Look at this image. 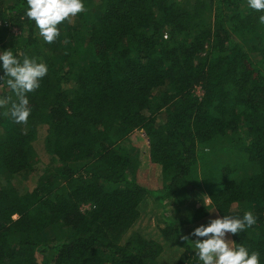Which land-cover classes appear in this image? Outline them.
<instances>
[{
	"label": "trees",
	"instance_id": "16d2710c",
	"mask_svg": "<svg viewBox=\"0 0 264 264\" xmlns=\"http://www.w3.org/2000/svg\"><path fill=\"white\" fill-rule=\"evenodd\" d=\"M82 2L48 44L27 0H0V52L48 67L27 124L0 115V264H158L160 240L128 237L149 196L186 211L160 227L181 249L175 264H196L184 224L245 211L256 224L227 240L264 264V13L247 0ZM40 126L52 162L28 190L18 175L35 169ZM135 131L161 166L160 190L135 179ZM200 195L208 209H192Z\"/></svg>",
	"mask_w": 264,
	"mask_h": 264
},
{
	"label": "clouds",
	"instance_id": "9594fccd",
	"mask_svg": "<svg viewBox=\"0 0 264 264\" xmlns=\"http://www.w3.org/2000/svg\"><path fill=\"white\" fill-rule=\"evenodd\" d=\"M247 4L252 10L264 13V0H247ZM27 6L26 18L35 22L39 35L48 44L54 43L60 35L58 25L71 22L77 14L87 10L82 0H27ZM259 22L264 25V14L259 16ZM0 67L4 73L0 81L6 83L11 92V95L0 96L3 110L0 115L10 116L16 124H27L31 114L28 93L40 88L48 67L23 52L14 54L12 50L0 52ZM203 204L208 209L211 198ZM256 222L257 217L245 211L242 216L224 215L211 220L207 226L196 227L189 234L198 238L193 242L196 264H260L257 251L225 239L226 234L239 235ZM189 236H181V239L188 241Z\"/></svg>",
	"mask_w": 264,
	"mask_h": 264
},
{
	"label": "rangeland",
	"instance_id": "374dc122",
	"mask_svg": "<svg viewBox=\"0 0 264 264\" xmlns=\"http://www.w3.org/2000/svg\"><path fill=\"white\" fill-rule=\"evenodd\" d=\"M75 17L72 18L71 22H68L69 24L75 23ZM12 35L14 36H20L23 35L22 32L18 28H13L11 30ZM19 40H22L19 39ZM196 96L200 97L202 95V90L200 87L195 88L194 90ZM0 93L3 92V89L0 88ZM46 126H40L38 128L37 133V139L33 143V147L36 153V160L37 163L35 165V169L32 172L24 171L21 172L18 175L19 181L22 183L23 188H27L28 190H31L41 174L42 170L46 166H50L52 159L51 157L45 152L44 147V138L46 136ZM132 147L135 150V153L137 155V168L135 170L134 176L136 181L148 188L152 191H157L162 188V181H161V166L157 164H153L150 161L149 158V146L146 136L142 131H135L133 132L130 137L127 140ZM208 199L205 196H198L194 198L192 209L200 208L204 201H207ZM87 207V206H86ZM184 209V208H183ZM140 218L135 223L134 227L129 231L128 237L132 233H138L142 237L150 238L152 240H160L162 246H163V253L159 258L158 264H175L178 256L181 254V249L176 248L170 244H167L164 242L163 239H161L159 232L160 227L162 224H164V217L169 216L176 218V219H183L186 216V211H178L177 207L173 206L171 203L168 204L167 201L159 202L157 198L149 196L148 199L143 202V204L140 206ZM218 217L215 215H212L210 213L207 217H205L203 220L196 222L193 225L190 224H184L182 226V231L185 236H189V234L196 228L201 225L207 226L209 222L213 219H217ZM51 236V235H49ZM198 239L194 236H189V240H191L192 243V249L194 250V241ZM204 239V238H199ZM227 240V237H225ZM38 261L41 260V256L39 254H36Z\"/></svg>",
	"mask_w": 264,
	"mask_h": 264
}]
</instances>
